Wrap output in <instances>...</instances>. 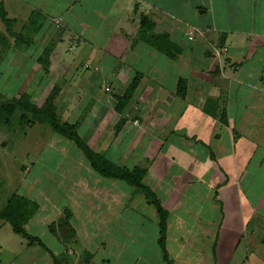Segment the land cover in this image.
<instances>
[{"label":"crops","instance_id":"crops-1","mask_svg":"<svg viewBox=\"0 0 264 264\" xmlns=\"http://www.w3.org/2000/svg\"><path fill=\"white\" fill-rule=\"evenodd\" d=\"M1 14L9 21L0 18L3 32L10 34L0 50V94L17 87L22 91L11 97L26 93L40 106L57 85L60 120L75 124L92 149L115 164L144 168L143 182L168 211L165 248L174 264H264V0H0ZM222 47L215 57L213 48ZM45 52L46 71L40 63ZM135 76L136 87L119 103ZM56 135L50 148L59 172L54 200L46 202L57 218L60 205L68 213L55 229L34 201L25 230L32 220L47 218L57 247L52 251L12 231L22 238L13 239L15 248L29 246L38 255L39 262L28 264H54L51 253L73 252L72 240L89 264H167L153 204L121 180H91L96 172L82 152ZM169 139L166 155L171 163L182 156V168L161 169L165 162L158 156ZM82 163L89 168L85 174L92 171L86 180L78 176ZM197 167L208 176L201 171L193 183L184 175ZM203 184L223 187L217 198L228 215L210 191V198L198 196ZM241 189L248 204L241 218L249 228L246 252L254 248L256 263L223 256L231 242L234 254L239 247L241 230L230 242L225 226L232 220L228 199ZM203 202L209 208L201 212ZM5 223L0 219V226ZM9 248L0 246L9 255L5 264H27L20 250Z\"/></svg>","mask_w":264,"mask_h":264},{"label":"rangeland","instance_id":"rangeland-1","mask_svg":"<svg viewBox=\"0 0 264 264\" xmlns=\"http://www.w3.org/2000/svg\"><path fill=\"white\" fill-rule=\"evenodd\" d=\"M4 26L7 25L3 24L0 21V50H3L2 48L5 46L4 44L7 43L6 37H8L10 34L9 31L3 32ZM2 42L5 43L3 44ZM108 89L109 88H107L106 90ZM21 91L22 90L17 87L13 89L5 88L4 95H2V97L0 98V104L8 101L11 95L15 93H20ZM16 115L11 116V118L7 120H5L4 118L2 119L0 118V206L4 202L5 198L11 196L12 194H17L19 196L25 197L33 202L36 201L39 204V208L41 211L40 213H45L46 211L47 214L50 216V219L53 220L52 222L53 224L51 225V227L57 229L58 226H61L65 212L68 213V211L65 209V207L60 205L59 206L60 215L57 218L56 215H54L55 207H51L52 205L47 203L46 201H49V199L54 200V193L56 192L55 191L56 189H52V187L57 185L56 179L58 178L59 170H55L57 167V163H56L57 157H56V153L54 152V150L50 148V146L55 148L54 145L56 144L54 141L59 140V138L47 124L40 122L31 127H28L26 124H22L21 122H19L18 116ZM3 119L5 121H2ZM52 138L54 139V141L52 140ZM170 143H171V139L168 140L166 146L163 148V150H161L160 155L158 156V159L160 158L159 161L161 165L162 163L165 162L161 169L163 168H167V169H163V170L183 167L182 156H180V158L176 161V163H174V161L173 163H171L170 162L171 157L170 156L168 157V155H166L167 154L166 148H168ZM82 165L83 166H81V168L79 169L80 172H78L79 174L78 176L81 179L86 180L87 178L90 177L92 171H89L85 174V170L89 168H86V164L82 163ZM26 167H28L27 170H25ZM193 169H189V171L184 176H187L191 181H193V183H195L196 182L195 174L200 175L201 171L205 170L206 168L197 167L198 170L196 168ZM195 170H197V172ZM87 175L89 176L87 177ZM95 175L93 174L90 179L94 181L95 180L94 178L96 177L97 181L95 180V182L102 184L104 182V177L100 175L97 176ZM201 175L203 177H207L208 176L207 171H202ZM179 178L180 177L178 176L177 179L179 180ZM217 185L218 183L216 184V186ZM216 186L212 187V189H209L207 186H204L203 184L202 188L198 189V191H201L202 194H198V196H201V198L204 197V199L210 198V196L206 197L207 192L210 191L211 196L213 198H216V202L218 206H220L222 215L226 216L228 215L227 212L225 213V210L223 209V207H221L223 201L221 202L219 200L220 198L219 196H222L224 194V190H222L223 188L222 186H220L219 188H217ZM46 187L49 188L47 189ZM62 188L63 187H61L59 190H61ZM190 192L191 191L189 190H185V198H187V196L190 197L189 195ZM215 192H217V195H214ZM231 196L232 197H230L229 199L227 198L229 201L228 204L229 206H231V210H229V212H231L230 216L232 220H230L229 223H227L225 226L226 228H228L229 230L228 232H230L229 235L230 237L227 236L226 240L229 239L230 242L231 240H234L235 238L233 237L236 236L235 232H237L238 229L241 230V234H239L240 241L238 245L239 247L236 251L237 254H234L232 252L233 248L231 246L232 245L231 242L230 246L227 245L225 247L227 253H224L223 256L224 257L231 256V258L229 257L230 263L235 262L234 257H236L237 259L245 258L246 262L256 263L257 258L254 255V248L252 249L250 248L249 253H247L245 247L246 236L249 235L247 231L249 229V228L247 229V223H246L247 221L241 220L243 216L245 217V215H243L245 213L243 212H246V210H248V204L246 205L245 203V193L241 189V192L238 196L237 195L234 196L231 195ZM191 199H195V197L189 199L191 202H194ZM239 201L240 203H238ZM201 204L202 207H204L203 209H201V212L209 208V204H206L205 202ZM208 211L209 210H207V212ZM204 215H206V213ZM39 217L41 216L39 215ZM46 221L47 218L38 220V222L37 220H32L28 224L27 230L30 234L38 236L47 246H49L50 250L53 251L57 247V244L51 238L48 230L46 229L47 228ZM48 222H50V220ZM180 224L182 223L179 222L178 225ZM185 224H191L192 226H194V223H185ZM223 225H225L224 218L222 220V226ZM178 232L179 231L177 232L175 231L172 233L173 241H175L176 247H177V243L179 242L177 241L178 237H176L177 236L176 233ZM13 239H16V241H18L22 238L19 236H15L8 223H5L4 225L0 226V246H2L3 249L9 248V246H11V248H15ZM97 240H98L97 238L94 239V241ZM75 245H76L75 242L72 240L70 242V248L73 250V252L70 249L69 250L65 249L60 254H54V256L57 258L60 264H89V260H87L88 255L85 254L80 255L77 250L78 245L76 246ZM175 248L171 247L172 253ZM25 249L31 250L32 255L30 257L27 253V250L26 253L24 254ZM25 249L21 251V249L15 248V250L21 251L20 254L19 253L18 254L21 255L22 258H24L25 263L28 264L29 262L32 261L39 262L38 255H36L34 248L27 246ZM242 249H243V255H241ZM182 257L185 258V260H189L187 256L184 257L183 253H182ZM7 260L9 261V255L2 253V251H0V264L7 263L8 262Z\"/></svg>","mask_w":264,"mask_h":264},{"label":"trees","instance_id":"trees-1","mask_svg":"<svg viewBox=\"0 0 264 264\" xmlns=\"http://www.w3.org/2000/svg\"><path fill=\"white\" fill-rule=\"evenodd\" d=\"M1 19L5 21V23H9V21L3 18L2 14ZM162 36V34L155 35L153 38L158 39L157 37ZM153 41L157 42V40ZM159 47L162 48V46ZM40 63L43 70L46 71L49 65L46 52L40 58ZM137 83L138 76H135L131 79L124 94L118 98L119 103L130 97ZM57 88L58 86L54 85L53 89L40 106L36 105L30 95L26 93L11 97L8 101L0 104V118L7 120L10 119L11 116L17 114L16 116H18V121L22 124H26L28 127L40 122L47 124L54 133L73 142L82 152L88 161L89 166L97 174L103 177L121 180L134 187L136 190L142 192L147 201L153 204L158 214V242L162 250V258L167 264H174L168 257L167 250L165 248L166 217L168 211L160 204L155 192L143 182L142 179L146 172L145 169L141 167L127 168L125 166L115 164L101 153L93 150L87 141L78 134L75 124L60 120L56 114V107L54 105V98L58 90ZM1 97L2 95L0 94V98ZM4 119L2 121H5ZM118 127L119 126H117V128ZM211 156L213 157L212 154ZM36 207L35 202L15 194L12 195L0 208V219L8 222L15 234L22 236L30 243L36 242L45 247L40 238L27 233L24 227L27 220L34 214ZM51 255L53 257L54 264H60L54 254L52 253Z\"/></svg>","mask_w":264,"mask_h":264},{"label":"built area","instance_id":"built-area-1","mask_svg":"<svg viewBox=\"0 0 264 264\" xmlns=\"http://www.w3.org/2000/svg\"><path fill=\"white\" fill-rule=\"evenodd\" d=\"M59 20L60 19L57 17L53 21H54L55 24H58L59 23ZM187 37L190 40H194V38H195L194 33L192 31H190L189 34H187ZM224 50H225L224 47H222V48H213V52L212 53H213V55L215 57L218 58L220 56L221 52H223Z\"/></svg>","mask_w":264,"mask_h":264}]
</instances>
